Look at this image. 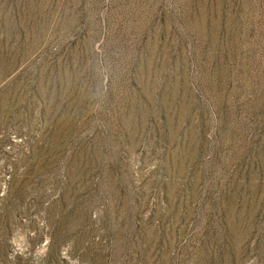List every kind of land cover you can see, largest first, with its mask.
Segmentation results:
<instances>
[{
	"label": "rangeland",
	"instance_id": "374dc122",
	"mask_svg": "<svg viewBox=\"0 0 264 264\" xmlns=\"http://www.w3.org/2000/svg\"><path fill=\"white\" fill-rule=\"evenodd\" d=\"M0 264H264V0H0Z\"/></svg>",
	"mask_w": 264,
	"mask_h": 264
}]
</instances>
